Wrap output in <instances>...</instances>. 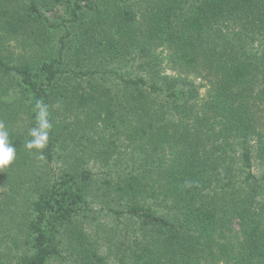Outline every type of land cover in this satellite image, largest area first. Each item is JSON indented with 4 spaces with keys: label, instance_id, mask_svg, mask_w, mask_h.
I'll list each match as a JSON object with an SVG mask.
<instances>
[{
    "label": "trees",
    "instance_id": "trees-1",
    "mask_svg": "<svg viewBox=\"0 0 264 264\" xmlns=\"http://www.w3.org/2000/svg\"><path fill=\"white\" fill-rule=\"evenodd\" d=\"M0 122V264H264V0H0Z\"/></svg>",
    "mask_w": 264,
    "mask_h": 264
},
{
    "label": "clouds",
    "instance_id": "clouds-1",
    "mask_svg": "<svg viewBox=\"0 0 264 264\" xmlns=\"http://www.w3.org/2000/svg\"><path fill=\"white\" fill-rule=\"evenodd\" d=\"M36 107L39 109L38 121L40 128L42 129H51L52 125L47 121L46 117L47 106L43 104L42 101H37ZM30 135L34 139L27 140L25 142V147L29 150L35 149H44L48 141V132L44 131L43 133H37L35 130L30 132ZM16 159V149L12 146L9 132L6 129V126L3 122H0V171L8 168L14 160Z\"/></svg>",
    "mask_w": 264,
    "mask_h": 264
}]
</instances>
